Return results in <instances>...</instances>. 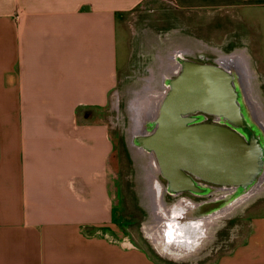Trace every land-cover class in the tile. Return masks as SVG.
Masks as SVG:
<instances>
[{
  "label": "crops",
  "instance_id": "obj_1",
  "mask_svg": "<svg viewBox=\"0 0 264 264\" xmlns=\"http://www.w3.org/2000/svg\"><path fill=\"white\" fill-rule=\"evenodd\" d=\"M144 1L0 0V264H159L114 217L111 117L88 113L110 110L129 55L120 68L117 26L127 34L126 14ZM170 2L244 5L254 27L264 17V0ZM245 50L246 92H262L264 71ZM150 181L156 194L158 174ZM249 220L243 241L208 264H264V215Z\"/></svg>",
  "mask_w": 264,
  "mask_h": 264
},
{
  "label": "rangeland",
  "instance_id": "obj_2",
  "mask_svg": "<svg viewBox=\"0 0 264 264\" xmlns=\"http://www.w3.org/2000/svg\"><path fill=\"white\" fill-rule=\"evenodd\" d=\"M249 11L244 5L238 8V12L231 8L185 11L175 7L170 0H145L142 7L138 6L132 13L126 14L124 25L127 34L121 25L117 26L118 65L120 68L124 66L129 52L127 64L120 72L111 94L110 110L106 107L103 113L94 110H88V113L95 119L102 115L104 118L111 117L114 147L111 155L112 181L118 187L114 189V201L117 203L113 210L114 217L121 219L127 234L136 243L146 246L159 264H208L214 257L243 241L249 228V219L264 215L262 181L257 193L207 224L205 235L198 241L196 248L178 253L175 249H166L160 233V229L165 226L166 209L182 198L198 201L204 197L189 193L169 196L165 194L164 181L159 178V186L153 188L156 195L153 194L150 188L152 182L148 180L150 174H158L155 162L131 142L133 135L140 129V126L135 127L133 116L136 112H142L146 117L147 112L152 114L154 106L148 105L165 92L162 81L173 71L171 54L176 49L198 59L202 54L209 59L219 60L221 56H230L240 51H244L242 54L246 57L245 46L249 45L256 64H259L258 69L264 71V17L260 16V27H254L253 22L247 18ZM247 31L250 36L254 35L252 39L256 43L248 44ZM239 65H243L246 70L245 60H240ZM261 79L258 78L260 83ZM261 89L262 92H249L248 96L252 97V110L263 123L264 84H261Z\"/></svg>",
  "mask_w": 264,
  "mask_h": 264
},
{
  "label": "water",
  "instance_id": "obj_3",
  "mask_svg": "<svg viewBox=\"0 0 264 264\" xmlns=\"http://www.w3.org/2000/svg\"><path fill=\"white\" fill-rule=\"evenodd\" d=\"M178 62L179 72L164 79L167 90L135 138L166 180L165 193L204 197L166 209L160 233L176 253L197 245L207 224L264 181V124L251 108L244 66L229 56L214 63L179 56ZM204 114L220 120L203 123Z\"/></svg>",
  "mask_w": 264,
  "mask_h": 264
},
{
  "label": "flooded vegetation",
  "instance_id": "obj_4",
  "mask_svg": "<svg viewBox=\"0 0 264 264\" xmlns=\"http://www.w3.org/2000/svg\"><path fill=\"white\" fill-rule=\"evenodd\" d=\"M179 56L187 57V58L193 59V60L198 61V62H203V63H214V62H218L217 60L209 59L205 55H202V54H200L199 59H198V57H195L192 54H189V53H186V52H182L180 50H176V51H174V53L171 54V60H172V66H171L172 68H171V71L173 70L172 71L173 75H171L172 77L175 76L179 72V69H180V63L178 62ZM221 58H222V56H221ZM220 60H222V59H219V61ZM155 102L152 103V104H150L151 106L150 105H148V106L149 107H152L155 104ZM251 113L253 115V112H251ZM147 115H148V112H147ZM142 117H144V119H141ZM142 117H140L141 120L139 121V124L141 123V126L144 128L145 127V125H144L145 123L144 122H145V120H147V117L144 116V114H143ZM202 119H203L202 120L203 123L215 124V123H218L219 122L220 117L219 116H216V115H212V114H204V116L202 117ZM139 124L138 123L135 124V127H138L139 128ZM142 127H140V128H142ZM137 135H138V132H137V134H135V136L133 135V138H132L131 142H132V144H133L134 147H136L139 150H142L140 148V146L138 145V143H135V141H136L135 138H136ZM158 178L159 179H162L164 181V184H166V180L161 176V174L159 172H158ZM158 182H157V185H158ZM165 194H167V193H165ZM167 195L171 196L170 194H167Z\"/></svg>",
  "mask_w": 264,
  "mask_h": 264
},
{
  "label": "bare ground",
  "instance_id": "obj_5",
  "mask_svg": "<svg viewBox=\"0 0 264 264\" xmlns=\"http://www.w3.org/2000/svg\"><path fill=\"white\" fill-rule=\"evenodd\" d=\"M185 40H186V39H185ZM195 41H196V40H195ZM200 43H201V42H200ZM198 44H199V43H198ZM199 45H200V44H199ZM201 45H202V43H201ZM207 45H208V44H207ZM177 47H178V46H177ZM181 47H182V46H181ZM198 48H199V47H198ZM202 48H203V47H202ZM216 49H217V48H216ZM176 50H177V49H176ZM203 51H204V50H203ZM235 51H237V50H235ZM240 52H241V53H240ZM240 52H235V55H233V54L230 55V54H229V55H230L229 57H232V58L235 59V60L238 59L239 61H240V60H243V62H244V60H245V63H246V62H247V55L245 54L246 57H244L243 54H242L244 51H243V52L240 51ZM187 53H188V52H187ZM225 53H226V52H225ZM244 53H245V52H244ZM183 54H184V53H183ZM236 54L239 55V56H236ZM217 60H218V59H217ZM218 61H219V60H218ZM248 61H249V60H248ZM169 62H170V61H169ZM160 63H161V62H160ZM167 66H168V65H167ZM169 66H170V65H169ZM169 68H170V67H169ZM177 70H178V69H177ZM253 70H254V69H253ZM158 72H159V71H158ZM158 72H157V73H158ZM245 72H246V71H245ZM158 74H159V73H158ZM250 74H251V73H250ZM155 75H156V74H155ZM247 77H249V76H247ZM159 79H160V77H159ZM253 81H254V80H253ZM255 83H256V82H255ZM144 85H145V83H144ZM248 85H249V83H248ZM249 87H250V86H249ZM249 87H248V88H249ZM150 88H151V87H150ZM136 90H137V89H136ZM138 90H139V89H138ZM254 90H255V89H254ZM249 91H251V90H249ZM162 92H163V91H162ZM258 92H259V91H258ZM256 93H257V92H256ZM256 93H255V94H256ZM151 94H152V93H151ZM155 94H156V93H155ZM160 94H161V93H160ZM251 94H252V93H251ZM142 95H143V94H142ZM259 96H260V95H259ZM133 97H134V96H133ZM251 98H252V97H251ZM132 99H133V98H132ZM250 100H251V99H250ZM257 100H258V98H257ZM260 100H261V99H260ZM254 102H255V101H254ZM258 104H259V103H258ZM258 104H257V105H258ZM257 105H256V106H257ZM131 106H132V105H131ZM134 107H135V106H134ZM136 113H137V114H136L135 123L137 124V123H139L138 121H139V119H140V114H139L138 112H136ZM263 116H264V114H263ZM263 116H262V117H263ZM261 120H262V119H261ZM142 152H143V151H142ZM139 154H140V153H139ZM141 154H142V153H141ZM136 156H137V155H136ZM142 162H143V161H142ZM141 167H142V166H141ZM145 169H146V168H145ZM141 173H142V172H141ZM141 173H140V174H141ZM150 175H151V174H150ZM148 176H149V175H148ZM152 180H153V179H152ZM149 181H150V180H149ZM260 189H261V188L256 189V191L258 192ZM257 192H255V193H257ZM143 194H144V193H143ZM155 195H156V194H155ZM156 197H157V196H156ZM157 198H158V197H157ZM161 198H162V197H161ZM162 200H163V199H162ZM243 201H244V200H243ZM148 203H149V202H148ZM167 203H168V202H167ZM247 203H248V202H247ZM145 204H146V203H145ZM244 206H245V205H244ZM163 208H164V207H163ZM151 216H152V215H151ZM145 223H146V222H145ZM146 226H147V225H146ZM160 226H162V225H160ZM164 227H165V226H164ZM153 228H154V227H153ZM154 230H155V229H154ZM150 231H151V229H150ZM151 232H152V231H151ZM203 233H204V232H203ZM149 234H150V233H149ZM152 239H153V238H152ZM163 239H164V236H163ZM158 240H160V238H159ZM161 241H163V240H161ZM162 243H163V242H162ZM160 244H161V243H160ZM164 245H165V247L167 248V245L165 244V241H164ZM158 246H159V245H158ZM161 247H162V246H161ZM162 249H163V248H162ZM163 250H164V249H163ZM174 254H175V253H174ZM174 254H173V255H174ZM176 255H177V254H176ZM189 256H190V255H189ZM173 257H174V256H173ZM178 258H179V257H178ZM182 259H183V258H182Z\"/></svg>",
  "mask_w": 264,
  "mask_h": 264
}]
</instances>
